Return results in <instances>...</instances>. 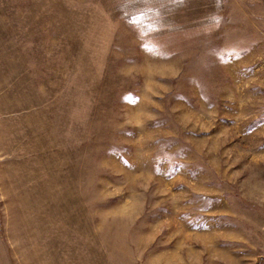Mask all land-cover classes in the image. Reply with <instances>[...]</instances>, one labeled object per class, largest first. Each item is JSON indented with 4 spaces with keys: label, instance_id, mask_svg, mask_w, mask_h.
<instances>
[{
    "label": "rangeland",
    "instance_id": "1",
    "mask_svg": "<svg viewBox=\"0 0 264 264\" xmlns=\"http://www.w3.org/2000/svg\"><path fill=\"white\" fill-rule=\"evenodd\" d=\"M0 264H264V0H0Z\"/></svg>",
    "mask_w": 264,
    "mask_h": 264
}]
</instances>
